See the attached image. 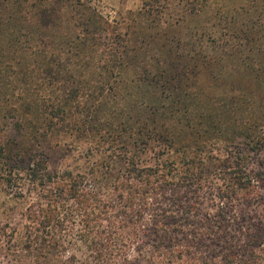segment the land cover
Returning <instances> with one entry per match:
<instances>
[{
    "label": "trees",
    "instance_id": "16d2710c",
    "mask_svg": "<svg viewBox=\"0 0 264 264\" xmlns=\"http://www.w3.org/2000/svg\"><path fill=\"white\" fill-rule=\"evenodd\" d=\"M202 1L145 0L140 11L109 23L80 0H0V56L7 52L4 61L20 62V53L31 50L40 76L62 94L60 102L27 105L36 111L26 119L28 112L0 104V124L12 116L15 131L10 140L0 138V191L12 202L0 221L3 258L14 264H264V112L231 134L228 122L217 121L228 111L212 100L211 69L227 48L215 57L195 37L198 26L183 24L203 12ZM241 1L251 26H264V0ZM170 19L178 29L173 35L164 30ZM240 20H225L224 35ZM61 25L70 27L68 35L56 30ZM24 37L28 45L19 52L15 44ZM250 42L236 48V60L262 82L264 63L243 58ZM73 66L91 77L75 76L67 70ZM57 80L65 87L52 86ZM123 82L141 93L128 120L116 122L109 112L107 124H91L83 106L86 119L72 122L69 111L78 114L83 95L100 104ZM251 104L257 108L244 95L228 118L234 111L252 114ZM54 132L73 138L72 168L48 169L43 148ZM80 141L87 144L77 149L73 143Z\"/></svg>",
    "mask_w": 264,
    "mask_h": 264
},
{
    "label": "rangeland",
    "instance_id": "374dc122",
    "mask_svg": "<svg viewBox=\"0 0 264 264\" xmlns=\"http://www.w3.org/2000/svg\"><path fill=\"white\" fill-rule=\"evenodd\" d=\"M80 1L87 3L90 8L95 11V14L100 16L104 21L113 23L114 21L117 22L121 21L123 18H127V13H135L140 11L145 0ZM174 3L171 2L172 6L170 10L175 15L179 9L174 6ZM201 4L204 5L203 12H201L197 17H190L184 20V26L190 28L195 25L198 26V28H196L197 33L194 34L195 37L202 40L200 44H202L203 47H206V51L210 54L214 52L216 54H214L215 57L223 56L222 50H224V47L225 49L227 48L224 52V59L222 60L217 57L218 60L211 69L212 74L210 85L213 89L212 100H214L216 103H219L220 105H225V109L228 111V113L230 110H232L233 105L237 104V102L243 99L244 95H246L251 101L255 102L256 100L257 103L256 109L252 104L247 109V111L253 112L252 114H243V112L238 114L234 111L230 118H228L227 113L225 119H217V121L221 120L230 124L227 132L228 134H231L232 132L235 133L234 129H236V126H239V124H241L242 121L244 122L246 118H250L251 116H255V114L259 115L261 112H264V81H257L255 79V71H252V69L248 67H244V65L239 66L238 61L236 60L238 57L236 48L239 47V45L244 47L242 44H244L245 40H251L248 47H242V52L245 53L243 58L248 57V60H246L245 63H251V61L254 63H264V26L258 27L257 24L251 26L252 21L248 20L252 15L244 14V12L239 9L240 5L245 4L241 0H203ZM7 6L6 9H4L5 15L7 12H10L9 8L11 9L10 6L8 8ZM13 9H15V7H12V10ZM246 10L249 12L253 9L246 7ZM224 12H226L228 16L226 19L223 17ZM238 18L241 19L239 25H233L232 23H229V28H231L228 30V32L231 35H227L230 37L224 35L226 33H223V26L228 24L226 21H235V19ZM172 22V19L168 21L170 29H164L168 31L170 30L171 35L175 34L178 30L177 27L171 26L173 24ZM249 28L251 30L246 31L245 33L242 31L240 32V29L247 30ZM56 30L59 31L61 35H68V32L71 29L69 26L66 27L65 25H61ZM249 32H252L253 35H249ZM33 36L34 40L38 41V36L32 34V37ZM22 44L28 45L26 42V37L15 44L16 49L19 52H21L19 47ZM196 45L199 47L198 43ZM250 45L255 46L249 48ZM228 47H233V50ZM248 49L253 50L249 51ZM247 51L250 53L246 54L248 53ZM19 52L14 54L10 52L9 55L15 56ZM5 53L7 52L2 53V56H0V76H2L0 81L1 107L7 109L13 108V110H17L18 112L20 111L23 114L24 112H28L23 115V117L26 119L27 116L30 115V112L35 113L36 111L32 107L31 109H28L26 107L27 105L32 106V104L35 103L48 104L52 102H60L62 94L56 92L54 87H50L48 85L51 83L48 76L45 74L43 78L40 76L41 72H39L38 67H36L34 63L35 58L31 50L20 53L24 56V58L27 57L28 60L25 62L23 60L24 58L20 59V62L10 61V57L4 61V58L6 57ZM61 59L57 57V60L62 61ZM5 66H7V68H5ZM74 68V66L68 67L67 70L72 74H75V76H84L85 80H88L91 77V75L88 74L86 70H74ZM93 77L96 78L97 76ZM56 82L57 83L52 86L65 87L61 80H57ZM97 82L98 79H95L91 80L89 84L91 86H96ZM114 85L115 86L113 87V90L105 95L102 103L100 104H97V102L93 101L90 97L87 98L83 95L82 99H80L78 114H75L76 109L74 108H71L69 111L71 112V116H73L71 119L73 120L72 122L76 121L77 125H80L83 121L82 117L86 119V112L83 113L82 111V113H80L79 111L83 106L85 109L87 108L88 117L86 120L91 122V124L96 119L102 122V124H107V114L109 112L115 113L114 115L116 116V122L123 120L126 121L128 120V117L133 116L134 114L131 110L134 106V103H137V101L141 99V93L139 92L140 90L128 82H123L121 84L114 83ZM98 86L96 88H98ZM7 103L8 105H6ZM7 117L8 118L6 119L8 123L3 126L0 124V138L2 141L10 140L9 138H12V135L15 134V131L13 130L14 119H12V116L9 115H7ZM1 122L2 119H0V123ZM262 132H264V130H262ZM71 134L76 135L77 133H74L73 131ZM87 134L91 136L92 132H88ZM69 135V133L54 132L47 139V145H45L43 150L47 156V166L50 171L64 169L66 167L72 168L75 166L77 162V152L71 149V142H73V138ZM29 137L31 136L28 134L27 138ZM86 144L87 143L83 141H80L78 144L73 143V145H76L77 149L84 148ZM11 203L12 202L3 195L2 191H0V221L4 222L5 212H8V209L11 208ZM0 264L14 263L9 260V258H3L0 255Z\"/></svg>",
    "mask_w": 264,
    "mask_h": 264
}]
</instances>
